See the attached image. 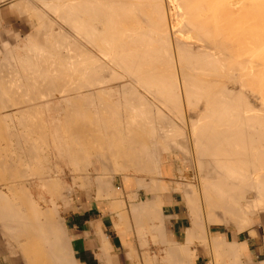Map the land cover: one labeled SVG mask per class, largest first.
<instances>
[{
    "label": "crops",
    "instance_id": "0c3cea01",
    "mask_svg": "<svg viewBox=\"0 0 264 264\" xmlns=\"http://www.w3.org/2000/svg\"><path fill=\"white\" fill-rule=\"evenodd\" d=\"M22 1L0 0V264H263L262 221L261 232L252 230L250 217L242 218V230L226 229L192 213L198 202L186 199L195 190L185 178L193 173L194 141L173 134L182 126L171 105L166 109L159 98L134 88L130 77L83 88L78 94L86 103L71 99L77 93L27 86L30 73L22 64L35 63L38 49L51 48L55 30L45 24L53 14L36 1V9ZM132 22L123 16L118 26L101 30V38H80L89 41L80 46L133 41L128 37L136 30L123 28ZM113 33L123 38L108 39ZM177 75L171 77L181 80ZM12 79L19 83L15 88L9 87ZM140 96L152 113L167 116L153 135L145 128L132 134L129 126ZM210 169L198 172L202 187L211 183ZM216 240L225 242L218 257Z\"/></svg>",
    "mask_w": 264,
    "mask_h": 264
},
{
    "label": "bare ground",
    "instance_id": "6f19581e",
    "mask_svg": "<svg viewBox=\"0 0 264 264\" xmlns=\"http://www.w3.org/2000/svg\"><path fill=\"white\" fill-rule=\"evenodd\" d=\"M23 1L26 7L27 0ZM33 1L42 6L37 4V7L44 8L54 15L47 18L45 24L47 29L54 27L55 32L52 35L51 48L38 49L35 63L22 64L23 70L30 73V78L26 81L27 86L55 89V91L65 94L77 93V96L71 97V99L77 100V98H81L78 93L83 88L105 87L113 83H120L124 77H130L131 82L136 85H133L134 88L141 87L155 98H159L160 103L163 101L166 105V107L163 105L166 109L173 110V107L175 112L172 113L183 122H185L181 106L183 101L180 100L178 90H183L185 103L189 107L191 105L194 107L204 100L206 104L204 113H201L196 119H191L188 127L190 134L194 137L193 147L197 153L198 172L203 173L204 168L206 171L209 164L211 183L201 186L200 191L192 190L185 195L188 201L198 202V206L192 209V213L209 217V224L213 222L218 225H226L233 221L232 223H236L240 230H242V218H245L244 221H246L250 215L260 217L264 225V0H242V99L239 94L232 96L233 93L227 91V84L222 86L221 82L213 79L211 81L214 82L206 80V78L204 79L206 81L201 77L202 81L198 79L199 77L197 80L194 78L198 76L197 74L206 76L210 73V76L215 78L214 75H219L221 72V75L226 74L225 76H227L230 72L235 71L232 69L234 67L239 70V67H236L237 64H230L231 50L229 48L228 50L227 46L223 44L224 41L218 37L221 35L220 33H223L222 30L219 34L218 32L215 34V31L211 32L212 34L208 33L210 37L205 35L207 32L202 33L207 36L206 38L201 32L207 30H201V32L197 30L196 36L177 34L174 37L175 40L190 41L193 39L203 42L197 45L178 42L173 44L137 43L140 40H155L160 37L155 32L158 31L161 23L158 22L157 25L156 15L151 10L152 7L157 12L159 7L157 0ZM33 1L31 0V6L27 4L28 9L33 7ZM170 1L176 5L177 10H183L185 7V0ZM223 1L220 5H228V1ZM148 9L152 12L155 22L150 19L143 33L136 30V33L134 32L128 37L136 43L113 42L96 48L98 54L104 56L105 60L97 57L91 49L80 46V38L90 41L101 38L104 35L100 31L109 25L118 26L117 22L123 16L132 17L141 11H145L144 15L150 16L149 13H146V11L150 12ZM62 24L67 25L75 35L65 32ZM98 26H102V28ZM180 27L174 30L178 32L183 29ZM212 37H217L220 42L215 39V43L211 44ZM221 37L223 38V35ZM225 37L224 39H226ZM107 38L119 40L123 36L113 33ZM160 38L168 40L169 36L165 33ZM208 39L210 40L206 41ZM204 42H208L210 45L204 44ZM46 55L51 57V59H47V62L44 59ZM62 56L66 57L61 59ZM226 57L229 58L228 67H224L223 64ZM104 73H109L111 78L103 79ZM178 73L179 77H182L179 82L176 81ZM164 74L167 77L163 78L167 79L160 78ZM168 74L170 77L171 75L177 76L175 79L172 77L169 79ZM158 77L159 80H157ZM14 79L10 81L9 87H17ZM65 97L61 96V99ZM132 97L135 96L132 95ZM105 98L107 97L105 96ZM142 98L144 99V97ZM142 98L139 97L140 103L136 102L134 110L129 114V126L132 128V134L143 133V128H145V130H150L153 135L154 129L157 128L155 124L157 123L160 127L164 120V113L158 109L152 113L151 106L144 100L141 101ZM82 100H79L80 103L81 101L82 103L87 102V100L86 102L84 99ZM168 105H171V108ZM194 110L193 108L192 111ZM72 129L76 130V127L74 126ZM72 129L71 131H73ZM151 132L149 133L151 134ZM173 134L180 136L183 135V132L178 129ZM122 136L123 134L119 133V137ZM224 243V241L218 240L213 242L217 257L219 249ZM72 260L74 261V259Z\"/></svg>",
    "mask_w": 264,
    "mask_h": 264
},
{
    "label": "rangeland",
    "instance_id": "374dc122",
    "mask_svg": "<svg viewBox=\"0 0 264 264\" xmlns=\"http://www.w3.org/2000/svg\"><path fill=\"white\" fill-rule=\"evenodd\" d=\"M157 1H158V5H159L157 12H156V10H153L151 7L153 14L155 13L154 15H156L155 17L157 19V25H158V22L161 23V25H159L158 31H156L155 34L159 35L161 37L163 34L167 33L169 36V39L168 40H162L159 37V39L157 38L155 40H146V41L140 40V41H137V43L138 42L139 43L152 42V43L173 44V43L178 42V43H186V44L187 43H195L197 45V44H201L203 42L196 41L193 39L190 41L183 40V39L182 40L181 39L175 40L174 37L177 34H180L181 36H186L188 34H192L193 36H196L197 32H198L197 30H200L199 32H201V30L202 31L207 30L205 32H201V34L202 33L205 34L207 32L205 35H208L210 37L209 34H212L211 32L215 31V34H216V32H218V34H219L220 30H222L223 33H220V34L223 35V38L221 37V35L218 37L220 40L224 41L223 44H225L227 46V49L229 48L231 50L230 54L232 56L230 55V64H235V65L237 64L238 66H236V67H239V70L234 67V68H232L233 70L235 69V71H233L234 73L230 72L229 74H227V76H225L226 74H224V73H223L224 76L221 75L222 74V72H221V73H219L220 76L218 74L214 75V76H216L215 78L213 76H210L211 73H210V75L207 74L206 76L203 74L202 75L200 74V76H199V74H197L198 76L194 75V76H196L194 78H196V80H197L198 77H199L198 79H200V77H201V79H203V80L206 78V80H210V81H211V79H213V80H216L217 82H221L220 85H222V86H225L227 84L226 85L227 91H229V93L231 92V94L233 93L232 96L235 94H239L240 98L242 99V0H225V1H228V5L227 4L226 5H224V4L220 5L222 2H224L223 0H185L186 3H185V7L183 10H177L176 5L172 4V2L170 0H157ZM144 12L145 11H143V12L141 11V13H138L139 16L137 15V13H135V15L132 16V20H133L132 24L131 23L124 24L123 28L132 27V29L137 30L138 28L147 26V21H149L150 19L153 20V18H152L153 15L151 14L152 13L151 11L150 12L146 11V13H149L150 16L148 14L147 15L145 14L146 15L145 16ZM41 13H42V11L39 10L40 15H41ZM42 17L32 16L31 18L35 19L36 22H39V19ZM174 18H175V21H174ZM160 27H161V29H160ZM177 27H180L183 29H180L178 31L179 32L178 33L174 30ZM65 29L67 31H69L70 33H73L68 27H65ZM132 33H134V32H132ZM135 33H136V31H135ZM204 34H202V35L204 38H206L207 36H204ZM213 36H215V35H213ZM224 36H226L225 37L226 39H224ZM215 39H217V41L220 42V40L217 37L216 38L214 37L213 39H211L212 41L210 39H208L206 41L210 40L211 44H213V42L215 43V41H214ZM219 42H218V44H219ZM80 43L88 45L89 41L81 39ZM123 43H136V42L135 41H125ZM205 43L210 45V43H208V42H204V44ZM87 48L91 49L94 53H96L97 57L99 56L100 59H104V60L106 59V58H104V56L102 57L101 55L98 54L96 48L94 49V47H90V46H88ZM227 56H228V54H227ZM228 59L229 58L226 57V61L225 60L223 61L224 67H228L227 64L229 65V63H227ZM223 72H225V71H223ZM104 74L106 75V73H104ZM107 74H109V73H107ZM235 75H236V77H235ZM224 77H226V78H224ZM196 80L194 79V81H196ZM206 80H204V81H206ZM123 81H121V82H123ZM179 81H181V80H177V82H179ZM16 82L18 83V81H16ZM129 82H131V80H129ZM211 82H214V81H211ZM178 92H179V97H180L181 93L183 94V102L185 103V94H184L183 90L182 89H181V91L178 90ZM58 96L59 95H54L52 98L54 100H59ZM180 100H181V98H180ZM185 104L183 106L184 109H186V112H183L184 113L183 115L185 118V120L184 119L183 120L185 122L181 121L182 119L177 117V115H175L174 113H171V115H173V118H175L178 122L181 123L182 132H183L182 137L185 140L186 139L192 140V142H193L194 137H192L189 134L190 132H189L188 123L190 122L191 119H196L197 117L200 116L201 113H204L205 108H206L205 107L206 104H205L204 100H201L198 105H195V106L193 105L194 107H192V105L189 107V106H187V104L186 105ZM196 106H197V108H195ZM193 108L195 109L194 111H192ZM166 117L167 116L165 115L164 120L166 119ZM172 120L174 121V119H172ZM193 144H194V142H193ZM193 144H192V149H191L192 150L191 152H193V153L190 154L191 159L189 160V164L191 165V169H192L191 171H193V173H192V175L187 176L185 179L187 181V187L188 188H192L195 191H200V189H201L200 187L202 186L203 183L201 182V179H200V176L198 173L199 169L196 166V163H197L196 155H197V153L193 147ZM190 146L191 145H189V147ZM194 153H195V155H194ZM250 219L252 222L256 223L252 226V230H254V232H255V230L258 232H261L263 226L261 224H258L259 222H261L260 217L250 215ZM232 222H228L227 223L228 225L227 224L226 225L222 224V225L226 229H230V228L236 229V223H232ZM247 234L249 236H251L249 230H247Z\"/></svg>",
    "mask_w": 264,
    "mask_h": 264
}]
</instances>
